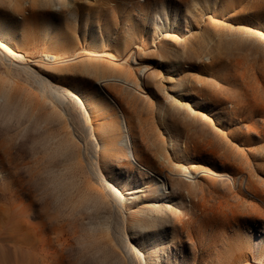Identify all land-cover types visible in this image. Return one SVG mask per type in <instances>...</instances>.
<instances>
[{
  "label": "rangeland",
  "instance_id": "1",
  "mask_svg": "<svg viewBox=\"0 0 264 264\" xmlns=\"http://www.w3.org/2000/svg\"><path fill=\"white\" fill-rule=\"evenodd\" d=\"M0 264H264V0H0Z\"/></svg>",
  "mask_w": 264,
  "mask_h": 264
},
{
  "label": "bare ground",
  "instance_id": "2",
  "mask_svg": "<svg viewBox=\"0 0 264 264\" xmlns=\"http://www.w3.org/2000/svg\"><path fill=\"white\" fill-rule=\"evenodd\" d=\"M45 81V80H44ZM43 81V82H44ZM120 81H123V80H120ZM46 82V81H45ZM99 84V83H98ZM101 84V83H100ZM99 84V85H100ZM101 89H102V87H101ZM121 118H122V121H123V128L126 130V131H128V127H127V125H126V122H124V118H123V116H121ZM129 153H130V156H131V159L136 163V161H135V158H134V156L132 155V153L130 152V151H128ZM137 164V163H136ZM138 165V164H137ZM141 167V166H140ZM159 182H160V184H161V187H162V189L163 190H165V188H166V182L164 181V180H162L161 178H159L158 177V179H157ZM169 189L167 188V193H171V191H168ZM172 190H176V191H174V192H179V191H182V187H180V185H178V187H175V188H173ZM191 199L189 198V201H190Z\"/></svg>",
  "mask_w": 264,
  "mask_h": 264
}]
</instances>
